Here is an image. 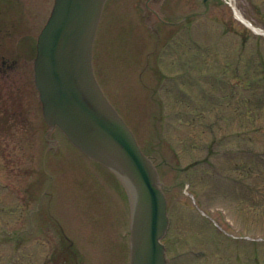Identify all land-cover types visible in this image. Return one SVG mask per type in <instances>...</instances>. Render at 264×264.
<instances>
[{"label": "rangeland", "instance_id": "obj_1", "mask_svg": "<svg viewBox=\"0 0 264 264\" xmlns=\"http://www.w3.org/2000/svg\"><path fill=\"white\" fill-rule=\"evenodd\" d=\"M232 1L264 30V0ZM144 2H105L92 56L156 166L170 218L167 264H264V176L254 177L264 165V112L243 105L264 73V34L224 0H153L157 30ZM31 17L24 33L26 16H0L11 23H0V264H128L125 185L44 124L32 62L15 55L20 36L36 39L47 16ZM15 58L5 71L3 59Z\"/></svg>", "mask_w": 264, "mask_h": 264}, {"label": "water", "instance_id": "obj_2", "mask_svg": "<svg viewBox=\"0 0 264 264\" xmlns=\"http://www.w3.org/2000/svg\"><path fill=\"white\" fill-rule=\"evenodd\" d=\"M104 0H54L40 30L34 83L45 121L115 172L131 196L129 264H166L167 202L157 171L100 89L92 46ZM129 183V184H128Z\"/></svg>", "mask_w": 264, "mask_h": 264}, {"label": "flooded vegetation", "instance_id": "obj_3", "mask_svg": "<svg viewBox=\"0 0 264 264\" xmlns=\"http://www.w3.org/2000/svg\"><path fill=\"white\" fill-rule=\"evenodd\" d=\"M144 1L147 13L149 15L158 16V3L154 2L155 4H152L153 0ZM34 2L35 0H0V16H42L43 14H40L38 10H35L34 7L31 6V4ZM19 30L23 32L24 28ZM20 47V52L22 54H26L27 60H29L32 56L31 54L34 48L33 41L24 38L21 41ZM18 51L19 48H17L16 52ZM16 62L17 61L15 59H11V61L3 60L2 63L4 65L5 71L6 69L12 68L13 64L15 65Z\"/></svg>", "mask_w": 264, "mask_h": 264}, {"label": "trees", "instance_id": "obj_4", "mask_svg": "<svg viewBox=\"0 0 264 264\" xmlns=\"http://www.w3.org/2000/svg\"><path fill=\"white\" fill-rule=\"evenodd\" d=\"M239 67H235V69H238ZM262 81V82H261ZM261 90L262 92H258V90ZM245 95L243 96V105L244 108L252 110L254 111V113L256 112V110H254L255 108H259V110L264 112V73L260 72L259 73V77H256V80H252L251 84L248 87V93H244ZM242 102V101H241ZM250 106L252 108H250ZM250 111V112H252ZM262 172V173H261ZM255 176L254 177H260L264 176V165H263V169H259L256 171H254ZM250 175L249 173V169L247 170L246 176Z\"/></svg>", "mask_w": 264, "mask_h": 264}, {"label": "bare ground", "instance_id": "obj_5", "mask_svg": "<svg viewBox=\"0 0 264 264\" xmlns=\"http://www.w3.org/2000/svg\"><path fill=\"white\" fill-rule=\"evenodd\" d=\"M234 11H235L236 16H237L239 19L243 20L246 24H248V25H250L251 27H254L256 30L260 31L259 28L256 27L254 24H250L251 22H250L249 20H247V19L241 14V12H240L238 9H236L235 7H234ZM261 32H264V30L261 29ZM128 184H129V183H128Z\"/></svg>", "mask_w": 264, "mask_h": 264}]
</instances>
